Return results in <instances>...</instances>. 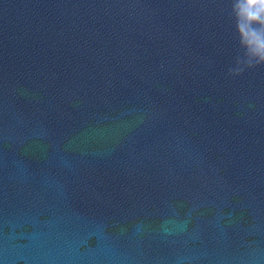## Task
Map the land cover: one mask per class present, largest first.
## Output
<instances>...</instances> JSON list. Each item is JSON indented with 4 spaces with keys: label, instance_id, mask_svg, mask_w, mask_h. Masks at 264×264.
Instances as JSON below:
<instances>
[{
    "label": "water",
    "instance_id": "1",
    "mask_svg": "<svg viewBox=\"0 0 264 264\" xmlns=\"http://www.w3.org/2000/svg\"><path fill=\"white\" fill-rule=\"evenodd\" d=\"M230 0H0V264H264V64Z\"/></svg>",
    "mask_w": 264,
    "mask_h": 264
},
{
    "label": "clouds",
    "instance_id": "2",
    "mask_svg": "<svg viewBox=\"0 0 264 264\" xmlns=\"http://www.w3.org/2000/svg\"><path fill=\"white\" fill-rule=\"evenodd\" d=\"M230 15L237 34V67L229 68L232 75L245 68L264 64V0H230Z\"/></svg>",
    "mask_w": 264,
    "mask_h": 264
}]
</instances>
